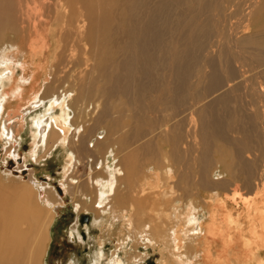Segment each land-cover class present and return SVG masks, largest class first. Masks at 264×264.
Wrapping results in <instances>:
<instances>
[{"label": "bare ground", "instance_id": "obj_1", "mask_svg": "<svg viewBox=\"0 0 264 264\" xmlns=\"http://www.w3.org/2000/svg\"><path fill=\"white\" fill-rule=\"evenodd\" d=\"M138 1L141 3V7L136 2L126 0H31L28 4L29 23L33 17L35 18V16H32V13L35 12L33 10L39 11L49 7L54 9V15H49L50 20L44 21L45 24L53 22L54 25H60L59 41L63 40V37H61L62 40L60 39L63 33H65L63 35L65 37L69 32H74L73 35L79 40H86V44L91 42V45L95 42V38L87 32L86 23L93 20L94 12L97 11L96 5L103 11V19L100 21L98 29L100 30V27L103 26L104 35L100 34L98 30L99 39L105 38L104 40H107L110 44L116 42L124 43V57L119 62V69L124 72L113 76L108 75L109 80L113 83L124 79L123 86L121 89L106 88L103 90V99H100L104 104L99 102V104H95V107L93 105L92 108L94 110L97 109L98 114L92 120L94 126L100 125L105 121H111L109 123L112 127H117L119 122L123 121L125 124L121 125V127L124 128V131L118 141L116 140V143L122 147L133 146L134 148L126 156H123L121 163H115L116 165L113 167L107 163L105 166L107 174L104 177L99 176L91 178L92 180L89 179L96 189V202L101 204L106 200L108 203L107 207L112 209L109 201L115 200L117 206L123 208V215L126 214L128 216L129 214L128 231L133 232L137 226H140V237H142L143 241L146 240L148 244L169 242L166 245L172 247L173 254L177 256V260L181 264H264V202L261 205L253 202L248 204L246 208L244 207L245 212L248 213L246 226L241 225V217L244 215L243 211L236 218L234 217L235 215H232L234 213L233 209H240V203L235 197L240 194L241 186L243 185L251 190L260 186V182L262 183L264 179V105L258 104V102H264V51H260L262 49L260 47H255L256 44H264V39L261 40L264 37V29L254 33L253 37L242 39L239 38L240 33L237 28V30L234 28L235 25L233 27L230 24L226 33L225 24V27L223 25L221 27V30L225 28L223 36H221L224 41L208 42L207 38L210 37V30H207V28L211 26V23L208 26L211 14L209 10L210 8L217 9L219 12L221 0H168L171 4L174 1H177L180 5L183 4V8L185 4L189 5L190 9L184 10L189 15L191 22L186 24V30L178 35V39L183 42L179 49L171 48L169 52L159 50L155 53L150 48L157 42L160 35L158 28L165 23L168 17L169 12L166 0ZM227 2L228 0H226ZM249 3L252 7H258L259 9L260 5L264 4V0H250ZM20 5L21 2L19 0H0V34L5 30L17 32L19 27L16 18ZM69 12L71 14H68ZM247 12L249 20L253 19L255 11L248 10ZM36 14L42 18L45 16L42 12H37L34 15ZM112 18H121L123 22L115 25L109 21ZM222 23L224 22L222 21ZM41 24L36 21L32 24L36 36L42 35L39 30ZM251 26L252 23L248 24L246 26L247 30ZM147 33H149V38L146 37ZM211 35L213 36V34ZM55 37L56 35L53 32L51 40L56 41ZM42 38L44 39L43 49L40 50L39 48L38 51V39H31L28 50L32 54L33 60L38 59V57L42 61L53 60L54 64L57 63L55 66L58 67V64H61V60L58 57L59 53L50 49L51 42L48 44L44 36ZM247 42H253L254 46H249ZM223 44L228 46V51L225 50ZM214 47H219L218 53L221 63V55L225 54L224 58L234 68L228 67L225 70H222V68L220 71L217 70L216 67L219 60L212 57V55L205 57L206 62L203 58L200 59L204 61L203 66L207 65L210 67V70L206 72L203 71V66H201L202 69L200 70L202 79L204 78L206 81L207 91L216 92L227 82L229 84L223 90L222 95L218 96L219 99L216 98L213 101L221 106L220 112H215V106L212 102L210 106H214L213 110H208L207 114L204 112L198 114L200 127L199 134L198 132L197 134L201 137L199 145L202 147L201 150H197L199 151V156L194 158L196 166L194 167L192 164L193 169L188 168V161V163H182L184 169L179 162L181 159L179 151L184 149V147L181 149L179 147L186 143V149L184 150L186 155L196 151V147H192V143L188 142V137L192 133L189 129L190 124H196L197 120L194 121L192 117L186 118L184 116L178 119V115L187 110V104H182L184 108L181 106L182 108L178 109L174 104L178 98L172 91L171 80L163 77L165 81L160 83L159 74L153 70L160 67L173 68L178 64L181 66L179 71L170 72L168 75L173 80L184 79L191 74L192 67L198 61L200 54L208 53ZM85 48L87 49L86 46ZM130 48L131 52H129ZM87 51L89 52V50H86V55ZM103 51H105V48H103ZM8 52L9 50L0 53V67L3 69L0 72V124L5 116L13 115L14 122L19 126L23 124L22 105L17 104L18 106L13 109L9 107L23 100L27 104L31 102V105L42 101L40 99L42 94L39 93L40 87H37V84L40 83L43 77L42 73H44V76L46 75V80H49V71H47L48 65H44L41 61L40 65L45 67L29 75L24 74L18 80L19 69L17 65L24 67L27 61L11 62L10 59H14L15 53L13 52L12 56H9ZM118 55L119 53L116 55L117 59L119 58ZM131 67H134L135 70ZM5 70L9 71V75L6 78L3 77ZM28 72L26 71L25 73ZM8 76L10 79H8ZM238 78L244 81V85L233 84ZM5 79H8V82ZM201 81L199 80L197 84ZM183 84L184 82L181 81L177 84V87H182ZM242 86L246 90L245 93L241 94L240 92L233 95L236 91L241 90ZM81 87L82 85L80 86V91ZM76 91H78L76 88H67L61 91L57 97L52 94L50 101L45 104L47 108L43 109L49 111L48 116L40 115L34 121L37 128L33 137L35 138L33 141L34 149L40 148V144L48 149L51 147L56 148L60 145L66 146L67 149H72V151L69 150L70 152L67 153L65 159L66 166L64 170L66 172L71 171L74 166L75 155L73 152L79 153V151L91 150L90 140L86 136L94 127L90 126L84 130V125L81 123L77 125L72 120L75 115L73 114L75 111H73V104L74 102L76 103L79 94ZM116 93L123 95L132 94L135 97H140L141 99L137 98L134 100L139 103L143 101L146 94H149L151 98L150 104L147 105L149 109L155 110V108L164 104L173 105L174 108L169 118L168 116L167 118L163 117V119L165 118V124L162 123L161 115L157 118L153 116L148 121L149 126L156 125L157 129H154L159 130L156 132V138L162 137L163 134L174 137L172 138L175 141L172 145L171 158L162 156V153L151 146V143L155 141V135L152 134L154 129L151 128L152 126L143 128L144 123L141 124L140 120L143 119L145 114H142L143 116L138 114L142 110L141 108L140 111L137 110L136 115H124L123 113V116L118 118L119 121L117 120L118 116H113L114 119L111 120L110 115H108V103L106 102L110 96ZM37 99L38 101H36ZM233 102H239V104L233 105ZM40 105L43 106V102ZM58 107H60V112L57 110ZM180 110L183 111L180 113ZM151 113L152 115L153 113L155 115L158 114L157 110L151 111ZM169 119L170 121H175L168 123L167 120ZM142 121L144 122V120ZM262 125L263 128H261ZM159 126L161 130L158 128ZM83 130L84 132L86 131V134L83 133ZM232 132H237L238 136L233 137L231 135ZM2 133L6 134L5 124H3L1 136ZM150 133L152 136L149 137ZM182 134L183 136L181 137ZM6 135H9V133ZM147 136L148 138H146ZM214 137L220 138L227 145L234 147L235 159L239 162L238 167L236 164L228 165L226 160L228 156L225 158L226 153L221 151V149L220 162L218 161L219 164L216 163L217 170L211 171L212 159L210 153L211 151H216L212 143ZM10 139L14 140L13 132H11ZM10 139L9 141H11ZM134 153L141 154V156L132 161ZM247 153H251L252 158H249L248 156L250 155ZM112 155H114V158L119 156L118 152H116V147L112 150ZM17 161L21 162V164L14 166V171L15 168L19 170L23 166L24 168L26 167L24 155L21 161ZM129 165L132 170L128 169ZM125 168H127L126 174L124 172ZM30 171L33 170L30 169ZM226 173L229 175L228 178L230 177L234 181H232V187L236 195L233 198L231 197L232 199L228 197L229 195H222L217 190L218 187H224L228 182L226 181L227 177L224 176ZM184 175L190 178V181L186 182V187H183L182 178ZM25 178L24 176H17V179L24 180L23 183L17 185L5 183L0 179V264H42L39 258L43 253V247L50 238V221L53 220V216L40 223V211L34 205H39L40 200L44 199L46 205H50L52 201L58 207V204L55 203L57 201L54 202L55 198L51 196L53 190L47 187V190H44L45 194L41 191L39 195L34 194L32 184L36 185L39 182L30 179L34 182L32 183L30 180H25ZM47 180L46 178L42 180V184L45 187L49 184ZM120 185H124V188H121ZM189 185H191L190 191L188 189ZM80 187L77 188L76 192L80 190ZM194 189L197 191L195 192ZM64 190L67 192V187L57 186L56 190H54L57 195L62 196L61 198L59 196L60 204L65 203L63 198ZM157 190L158 195L155 193ZM204 191H207L208 195ZM195 198L198 200H195ZM200 198L204 200L202 208ZM44 210L46 211V209ZM51 211L49 210V212ZM130 211L131 214L129 213ZM132 215L135 222L131 219ZM201 218L204 220L201 221ZM247 227L248 229H246ZM247 230H250V235H247ZM188 244L193 245L201 253L192 256L186 255V251L183 253L182 250H186ZM215 245H220L221 247L214 254L212 248ZM35 250L40 255H37V258L34 255ZM117 263V260L114 261V264Z\"/></svg>", "mask_w": 264, "mask_h": 264}, {"label": "rangeland", "instance_id": "obj_2", "mask_svg": "<svg viewBox=\"0 0 264 264\" xmlns=\"http://www.w3.org/2000/svg\"><path fill=\"white\" fill-rule=\"evenodd\" d=\"M19 1L21 2V5L19 6V13L16 18L17 25L19 27L17 28V32L14 33L12 31L5 30L3 33L0 34V53L9 50L8 55L12 56L14 52L15 53L14 59H10L11 62L27 61L24 67L20 66L19 64L17 65L19 69L17 79L20 80L24 74L29 75L30 73L36 70H41L43 67H45L40 65L42 59L38 57V59L33 60L32 58L33 56L28 50L32 38H34L35 40L38 39L40 41L39 42L37 40L38 42L37 51H38L39 48L40 50L43 49L42 44L44 42V39L42 38V36H44L48 44H50L51 42L50 49L59 53L58 57L61 60V64L60 65L58 64V67L55 66L57 63L54 64L53 60L49 61L48 59L46 61H42L44 65L46 64L49 66V67L47 66V71H49L48 73L49 80L47 81L45 77L46 75L44 76V73H42L43 77L40 83L37 84V87H40L39 93L42 94L40 97L42 101L37 103H32L31 105V102L27 104L24 103L25 101L23 100L14 103L9 107L10 109H13L16 106H18L17 104L22 105L21 114L23 115L22 117L23 124L17 126L16 123L14 122L15 119H13V115L7 117L5 116L0 124V133L3 132V124L6 125V134L9 133V135H6L4 134L5 133L4 132L2 133V136L0 135V179H2V181L5 183H11L14 185L23 183L24 181L23 179H17V176H22V177L24 176L26 177L25 180H30V179L37 180L39 183H37L36 185L32 184L34 188V194L36 193L39 195L40 191L43 192V194H45L44 190H47L46 188L48 187L53 190L51 192L52 193L51 196L55 198L53 201L54 202L57 201L55 203L58 204L57 207L51 201L50 205H46L43 199L40 200L39 205L38 204L34 205V207H37V209H39L40 211V216H39L41 218L40 223H42V221L44 222L45 220H48L49 218H52L51 216H53V220L50 221L51 224L49 231L50 238L47 241L46 245L43 247V253L41 256L38 255L36 250L34 251L35 257L37 258V255L40 256L39 260L42 262V264H72V263L73 264H95V263L114 264V261L116 260L118 261L117 264H181L180 261L177 260V256L173 254L172 247L170 245H166L169 242H157V243L148 244L146 240L143 241L142 237H140L141 235L140 226H137L133 232L128 231L127 225H128L129 214L128 216L126 214L123 215L124 212L123 208L117 206L115 200L109 201V205L112 206V209L107 207L108 203L106 200H104L101 204L96 202L97 200L95 195L96 189L93 186V184H91V182L89 181V179L92 180L93 178L99 176L104 177L105 174H107L105 170V166L107 163H109L108 165H110L111 167L115 166L117 163H121V160H123V156H126V154H128L129 151L134 148L133 146L122 147L121 145L116 143V140L118 141L120 135H122L124 131V128L121 127V125L125 124L123 121H120L117 127H112V125L110 124L111 121H105L100 125L94 126L92 120V118L94 119L95 118L94 116H97L98 114V110L97 109L94 110V108H92L93 105L95 107V104L96 103L99 104V102L104 104L101 100L103 99L102 96L103 90L106 88L121 89L123 86L124 79L118 80L113 83L111 80H109L108 75L113 76L115 74H122L124 72L122 69H119L120 68L119 62L124 57V53H123L124 43L116 42L110 44L108 43L107 40H104L105 38H103L102 40L99 39L100 37L97 35V31L99 30L98 28L100 21L103 19V13H102L103 11L96 5L95 7L97 11L94 12L93 20L88 21L86 23L87 32L92 34L95 38V42L91 45V42L86 44V40H79V38L73 35L74 32H69L67 35H65V37L63 36L65 33H63L60 36V39L61 37H63V40L61 39L62 41H59L60 25L59 24L54 25L53 22L51 21H50L51 24H45L46 20L48 21L50 20L48 16L54 15V11H53L54 9H51L49 7L45 9H40L41 11L33 10L35 12L32 13V16H35L36 20L33 17L32 20H30L31 22L29 23L27 10H28V4L31 2V0H19ZM126 1L136 2V4H138L141 7V3L138 0H126ZM249 2L250 0H228V2L226 3V0H221L219 4L220 5L219 9L221 10V14H220V10L218 12L217 9L214 10L210 8L209 13L211 12V14H210V21L208 26H210V23L211 26L207 28V30H210V37L207 38L208 39L207 41L208 42L214 41V43L218 41L223 42L224 39L221 37L223 36V30L226 28V33H227L230 24L233 27L235 25L234 28L238 29L236 30L239 31L240 33L239 38L242 39H248L249 37H253L254 33L262 31V29H264V4H261L260 8L258 9V7L257 8L252 7ZM166 6L169 12L168 17L165 23L158 28L160 35L158 36L157 42L154 45H152L150 48V50L155 53H157L159 50L169 52L171 48L179 49L183 44V42L178 39V35L184 30H186L185 27L186 24L191 22L189 15L184 10V9H190L189 5L187 6V4H185L183 8V4L180 5L177 1H174L171 4L170 2H168V0H166ZM248 10L255 11V15L253 13L254 16L253 19L249 20L247 16ZM37 12L38 13L42 12V14L45 15L44 18L37 16V14L34 15ZM68 14H71V12H69ZM35 21L39 24L43 23L39 26V30L40 32H42L41 33L42 35L36 36L35 30L32 27V24ZM109 21L115 25L123 22L121 18H112L109 19ZM222 21L224 23H222ZM250 23H252V26L250 27L249 30H247L246 26ZM222 25L225 28L224 29L222 28L221 30ZM102 29L103 26L100 27V30L98 32L104 35L103 33L104 29L103 30ZM217 29L219 32L217 31ZM53 32L56 35L55 37L56 41L51 40V34ZM211 34H213V36ZM146 37L149 38V33L146 34ZM263 39L264 37L261 38V40ZM247 44L249 46L250 45L254 46L253 42H247ZM85 46L87 47V49L85 48ZM223 47L225 48L226 51L229 50L226 44H223ZM255 47L256 48L260 47L262 48L260 49V51H264L263 49L264 44H256ZM103 48H105V51H103ZM86 50H89V52L87 51L88 52L87 55H86ZM218 50L219 47H214L208 53H201L198 58V61L195 62L192 67L191 74H189V76H187L184 79L173 80L168 75V73L170 72L179 71L181 66L178 64L175 65L173 68L160 67L153 70L159 74L160 83L165 81L163 77H165V79L169 78L171 80L170 84L172 85V91L178 98L177 102L174 103L175 106L178 107V109H181L184 104H187L188 106L187 110L185 112L183 110H182L183 112L180 110V113L181 112L182 113L178 115V119L184 116L186 118L192 117L194 121L197 120L196 124L195 123L190 124L191 126H189V129L190 132L192 133L190 136L191 138L188 137V142L192 143V147H196V151L194 150L195 152H192V154L186 155L184 154V150L186 149V143L179 147L180 149L184 147V149H181L179 151V156L181 158L179 162L180 165H182V167L184 163H188L189 161L188 168L193 169V165L194 167L196 166L194 158L199 156V151L197 150H201L202 147L201 145H199L201 137L200 135H198L199 127H200L199 124L200 120L198 114L201 112L207 114V111L213 110L214 106H215V112L217 113L220 112L221 106L217 105L213 101H215L216 98L219 99L218 96L222 95L223 90L227 88L229 84V82H227L223 87L218 89L216 92L206 90L207 88L205 86L206 81L204 78L202 79L201 77L202 74L200 73V70L202 69L201 66H203L202 64L205 61V57L212 55V57L219 60L218 66L216 67L217 70L219 71L221 70V68L222 70H225L228 67L234 68L233 65L229 64L224 58L225 54L221 55V59H222V63H221L219 59ZM129 52H131V48L129 49ZM118 53H119L118 55L119 58L117 59L116 55ZM29 54L31 55L29 56ZM201 58H203L204 61H201L200 60ZM116 59L117 61L115 62ZM203 67H204L203 71L205 72L210 70V67L207 65ZM1 68L2 67H0V72L3 70ZM131 68L135 70L134 67ZM26 71L29 72L25 73ZM7 75H9V71L5 70V74L3 77L6 78ZM8 79H10L9 76ZM8 79H5L6 82H8ZM199 80L202 81L199 84H197ZM181 81L184 82L183 86L177 87V84ZM234 83L244 85V81H242L239 78L236 81H234L233 84ZM81 85L82 87L80 91ZM67 88L68 89L76 88V90H78L76 91V93L79 92L77 101L76 103L74 102L73 104L74 105L73 111L75 110L73 114L75 115L72 120H74L75 124L77 125L78 124L80 125V123L84 125L83 128L84 130L89 128L90 126H94L90 130V133H88L86 136V138L90 140L91 150L89 149L88 151L85 150L79 151V153L73 152L75 155V163L71 171L69 172L68 171L66 172L64 170L66 166L65 159L67 153L70 152L69 150L72 151V149H67V147L63 145H60L58 147L55 146L56 148L51 147L48 149L41 144H40V148L38 149L33 148L34 145L33 141L35 139L33 137L37 129L35 127L36 125L34 122L35 119H37L40 115L48 116L49 111H47V109L43 110L47 108L45 104H47L48 101H50L49 99L50 97H52V94L53 96L57 97L59 96V93L61 91L66 90ZM132 88L136 89L135 87ZM245 91H246L245 88L242 86V89L236 91L233 95H236L240 92L241 94H244ZM145 96L146 97L143 99V101H141V103L134 101L140 97H135L132 94L123 95L116 93L113 96H110V98L106 103H108V111H109L108 115H110L111 120L114 119L113 116L114 117L118 116L117 117L118 120L120 116H123V113L124 115L125 114L136 115V112L140 111V108L142 110L138 112V114L140 115L145 114V116L142 115L143 116L142 120H144V122L140 120L141 124L144 123L143 128H150V126H152V125L149 126L148 121L150 120V118H153V116L157 118L161 115L160 116L161 119H163V117L167 118V116L169 118L170 113L173 111L174 108L173 105L164 104L161 107L159 106L158 108H155V110L149 109L147 105L150 104L151 98L149 97V94H146ZM36 101H38V99ZM42 102L44 104L43 106L40 105ZM212 102L214 106H210ZM263 103L264 102H258V104L260 105H264ZM232 104L233 105L239 104V102L237 103L233 102ZM31 107L32 109H30ZM57 110L60 112V107H58ZM156 110L158 114L159 113L160 114L159 115L156 114L158 115L156 116L155 113H153L152 115L151 111H156ZM82 115L83 116L86 115V116L83 117ZM145 117L149 119L147 120V118ZM165 118L162 120L163 124H165ZM32 121L34 124L32 123ZM173 121H170V119L167 120L168 123L169 122L171 123ZM163 127L162 129H164ZM151 128L157 129L156 125L152 126ZM158 128H160V126ZM261 128H263V125L261 126ZM155 129H154L155 132L153 131L152 133L153 135H155V141L151 143V146L157 149V151H159L160 153H162V156L171 158L172 145L173 142L175 141L172 138L174 137H169L163 134L162 137L156 138V132H158L159 130H155ZM84 130L83 133L86 134V131L84 132ZM11 132H13L14 140L10 139ZM152 134L150 133L148 136L150 137L152 136ZM231 135L233 137L238 136V133L232 132ZM148 136L146 138H148ZM182 136L183 134L181 135V137ZM196 136L197 138H195ZM9 139L11 141H9ZM112 142L114 143L112 144ZM212 143L214 145V149H216V151H211L212 154L210 153L212 159V169H211L212 172L217 170L216 163L219 164L218 161L220 162L219 157L221 151H224L226 153L225 158L228 156V158L226 159L228 165L236 164L237 167L239 166V162L236 161L235 159V151L233 146L227 145L224 142V140L217 137L213 138ZM115 147H116V152H118L119 154L117 158H114V155H112V150L115 149ZM180 153L182 156L180 155ZM247 154L250 155L248 156L249 158H252L251 153H247ZM23 155L25 156L26 167L24 168L23 166L19 170H16L15 168L14 171L13 167L14 166L16 167L17 164L18 166L21 164V162H18L17 160L21 161ZM140 156L141 154L134 153L132 156V161L140 158ZM29 168L32 169L33 171H30ZM128 169L132 170L130 168V165ZM124 172L125 174L127 173V168H125ZM210 176L213 178V175L211 173ZM224 176L227 177L226 181L228 182L224 185V187H218L217 190H219L220 194L226 196L229 195L228 197L232 199L233 196L236 195L234 194L235 192L232 187L234 181L232 180V178L230 177H229L230 179L228 178L229 175H227V173L224 174ZM43 178L48 179L47 181L49 184H47L48 186L46 185V187L45 185L42 184ZM217 178H219V176H217ZM182 181L184 182L183 187H186V182L190 181V178L189 177L187 178V175H184ZM80 185H82L83 187L82 186L80 187ZM259 185L260 186H257L258 188L255 187L254 189L251 190L245 188L242 185L240 194H238L235 197L240 203V209L239 210L233 209L232 211L234 213L232 215L233 216L235 215L234 217L236 218L238 217V214L240 212L242 211L244 212V215L241 217L242 219L241 225L242 224L244 226L247 225L246 218L248 213L245 212L246 206L248 204H252L253 202H256L258 205H261L262 202H264V179L262 180V183L260 182ZM57 186L58 187L64 186L67 187L68 189L67 192L66 190H64L63 193V198L65 199V203L62 204L59 203L61 202V200L59 201V199L62 196L57 195V193L54 191L56 190ZM77 186L80 187V190L78 192H76L78 188ZM84 186L87 187L88 189L85 188ZM120 186L121 188H124V185H120ZM190 188L191 185L188 186L189 191ZM194 191L196 192L197 190L194 189ZM204 192L206 195H208L206 193L207 191ZM155 193L158 195L159 194L158 190L155 191ZM195 200L198 199L195 198ZM200 201L202 208L204 206L203 198H200ZM181 203L183 204V202ZM44 209H46V211ZM49 210L52 211L49 212ZM129 213L131 214V211ZM83 214L88 215L87 221L84 222L81 221V216ZM202 218L201 221L204 220ZM131 219L134 221L133 215ZM246 229H248V227ZM247 231H248L247 235H250V230ZM70 235L71 236L74 235L76 241L72 240L70 238ZM220 247H221L220 245H215L212 248L213 253L215 254L216 250L220 249ZM182 252L188 256L201 253L197 251V249L191 244H188L187 249L182 250Z\"/></svg>", "mask_w": 264, "mask_h": 264}, {"label": "water", "instance_id": "obj_3", "mask_svg": "<svg viewBox=\"0 0 264 264\" xmlns=\"http://www.w3.org/2000/svg\"><path fill=\"white\" fill-rule=\"evenodd\" d=\"M21 160V159H20ZM88 220V215L87 214H83L81 216V221L84 222V221H87Z\"/></svg>", "mask_w": 264, "mask_h": 264}, {"label": "flooded vegetation", "instance_id": "obj_4", "mask_svg": "<svg viewBox=\"0 0 264 264\" xmlns=\"http://www.w3.org/2000/svg\"><path fill=\"white\" fill-rule=\"evenodd\" d=\"M84 225H86V224H84ZM72 237H73V239H72ZM70 238H71L72 240L76 241V238L74 237V235H73V236L70 235Z\"/></svg>", "mask_w": 264, "mask_h": 264}]
</instances>
